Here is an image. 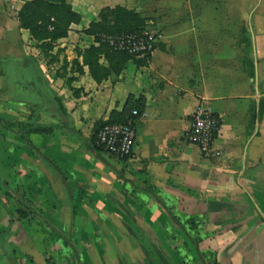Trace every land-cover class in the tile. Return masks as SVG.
I'll return each instance as SVG.
<instances>
[{
    "label": "crops",
    "instance_id": "obj_1",
    "mask_svg": "<svg viewBox=\"0 0 264 264\" xmlns=\"http://www.w3.org/2000/svg\"><path fill=\"white\" fill-rule=\"evenodd\" d=\"M144 1L154 2L145 7L147 14L156 11V17L165 18L163 24H147L162 32L147 63L138 67L136 61L140 59L132 58L119 76L112 75L100 84L92 79L87 67H83V74L78 73L71 61L82 64L77 51L96 45L84 31L98 21L99 12L116 6L132 10L135 2ZM205 1L212 2L68 0L81 21L56 43L59 46L56 50L71 54L72 60H67L70 68L66 77L54 80H60L64 86L59 97L55 94L56 103L65 105L75 121L70 133L75 135L72 132L75 130L79 140L85 141L80 126L83 123L76 117L84 115L88 122L93 119L107 122L113 111L124 110L130 95L145 99L146 117L138 123L134 155L128 160L103 152L90 153L89 148L81 152L72 137L38 138L46 146L37 143L34 146L44 150V159L51 162L53 169L37 180L49 185L43 192L36 180L29 178L24 191L32 205L43 211L47 223L54 226L57 221L51 203L49 208L44 207L45 199L60 195L66 207L73 206L69 189L71 192L76 189L85 193L76 202H85L82 199L96 193L99 205L107 207L109 198L132 221L143 213L155 219L163 216L166 209L173 215L166 219L168 226L173 217L181 214L209 222L206 228L209 235L201 236L202 242L193 250L175 244L173 230H162L168 243L162 251L156 248L170 264H174L176 256L179 257L176 264H207L203 253L213 254L215 264H264V0H254L256 6L252 10L245 8L253 22L252 77L239 59L224 60L215 43L201 39V30H197L200 28L175 22L182 16L201 15L202 10L215 18L223 13L210 3L206 9L191 5ZM24 4L23 0H0V42L6 43L5 46L10 45L13 36L19 46L36 45L18 20ZM224 11L227 15V10ZM215 30L210 26L209 36ZM101 63L108 66L105 60ZM198 108L211 109L220 118L214 143L220 156L205 158L183 138ZM82 208L86 212L93 207L88 202ZM67 216L70 217L68 213ZM39 224L36 217L23 219L18 213L13 214L0 200V264H49L43 250L45 235ZM182 236L177 235V240H183ZM198 252L200 257L196 256Z\"/></svg>",
    "mask_w": 264,
    "mask_h": 264
},
{
    "label": "rangeland",
    "instance_id": "obj_2",
    "mask_svg": "<svg viewBox=\"0 0 264 264\" xmlns=\"http://www.w3.org/2000/svg\"><path fill=\"white\" fill-rule=\"evenodd\" d=\"M135 3L132 11L139 14L144 23L141 32L145 31L150 22H153L154 26L157 23L163 24L165 18L156 17V11L154 14H147L148 10L145 7L154 5V2ZM169 3L166 2V5ZM198 3L194 2L191 5L195 9H206L210 3L217 10H223V13L215 18L202 10L201 15L182 16L175 22L195 29L200 28L197 30H201L199 34L201 39L215 43L218 54L224 60L229 57L237 58L247 71L252 69L253 40L250 27L253 22L252 18L246 15L245 8L248 6L247 8L252 10L256 6L254 0H212L200 2L199 5ZM225 9L227 15L224 14ZM175 22L171 25H175ZM210 26L216 29L211 36L208 31ZM161 33L158 34L159 37ZM11 40V47L0 42V200L5 202L13 214L21 210L26 212L29 218L36 217L37 223H41L38 227L45 235L43 250L48 263L77 264L75 260L77 257L83 264H151L150 262L160 264L155 248L162 251L164 245L168 243L164 241L162 230L170 232L173 230L174 243H179L182 247L193 250L195 244L199 245L202 237L209 235L206 230L209 222L205 223L206 220L197 218L193 223H189L190 218L181 214L178 218L173 217V223L168 226L166 219L172 218V213L164 209L163 216L160 214L155 219L150 216L149 219L143 213L132 221L126 211L115 208L109 198L106 202L107 207L99 205L96 193L90 194L87 200L82 199L85 202H76L85 194L76 189L73 192L69 189L73 206L66 207L65 202L59 198L60 195H55V203L54 198L45 199L44 207L49 208L51 203L57 221L54 226L47 223L43 211L32 205L24 191L31 179L36 180L35 184L45 192L49 183L39 180L47 174L46 171L53 169L51 162L44 159V150L35 147L34 143L46 146L45 141L41 142L39 137L45 140H48L46 137L53 136L72 137L76 145L82 149L81 152L90 149V153L97 154L92 148L94 134L105 122L97 119L88 122V118L81 115L76 117V120L79 119L83 123L80 126L87 139L80 141L77 134L76 136L71 134L69 130L75 121L65 105L60 106L56 103L55 94L59 97L58 94H61L64 86L60 80L56 82L54 79L66 77L67 68H70L67 60L68 58L72 60V55L60 54V51L56 50L57 47L59 49L58 44L52 53L45 55L38 49V43L36 45L23 43V46H19L16 36ZM71 63H74V60ZM38 126L54 129L50 135L33 134L29 130H35ZM88 202L93 208L84 212L82 204ZM66 213L70 217H65ZM182 234L187 238H183ZM177 235L182 236L183 240H177ZM145 251L150 255V259H147ZM196 256L200 257L199 252ZM203 256L207 264H215L213 254L203 253ZM174 259V264L179 263L178 256Z\"/></svg>",
    "mask_w": 264,
    "mask_h": 264
},
{
    "label": "trees",
    "instance_id": "obj_3",
    "mask_svg": "<svg viewBox=\"0 0 264 264\" xmlns=\"http://www.w3.org/2000/svg\"><path fill=\"white\" fill-rule=\"evenodd\" d=\"M23 1L25 4L18 13L20 26L29 32L31 39L38 43V49L45 55L52 53L55 44L68 36L70 27L79 24L81 21V16L73 11L68 0ZM143 27L144 23L141 16L132 10L120 6L102 9L98 14V21L92 22L88 29L84 31L87 36L94 39L96 45L77 52V56L82 58V64L74 61L77 72L83 74V67H87L90 76L97 84L102 83L112 75L119 76L126 63L132 60V58L125 53L113 51L109 44L103 41V37L140 34ZM101 60H105L108 66L102 64ZM146 61L147 59L136 61L137 66H144L147 63ZM248 70V75L252 77L253 67ZM71 91H73L72 88ZM133 110H137L140 114L144 113L145 99L142 97L135 98L133 95H130L124 110L121 113L113 111L109 120L102 123V125L125 123L130 118ZM53 129V127L38 126L35 130H29L33 134L50 135ZM97 130L98 128L94 134L93 144ZM72 132L76 134L75 130H72ZM94 149L97 152H101L95 146ZM17 213L23 219L29 217L26 212L21 210H18ZM193 221L194 219H190L189 223H193ZM195 245L197 246V244ZM155 252L160 264H170L157 248H155ZM145 255L147 259H150L148 252ZM75 258L77 264H83L77 257ZM150 263L152 264V262Z\"/></svg>",
    "mask_w": 264,
    "mask_h": 264
},
{
    "label": "built area",
    "instance_id": "obj_4",
    "mask_svg": "<svg viewBox=\"0 0 264 264\" xmlns=\"http://www.w3.org/2000/svg\"><path fill=\"white\" fill-rule=\"evenodd\" d=\"M158 29L148 25L140 34H123L103 37L115 52L125 53L131 58L149 59L156 50L160 39ZM146 114L137 110L125 123L104 124L97 130L94 146L101 152L119 160L131 159L136 145L137 126ZM220 129V118L211 109L198 108L191 120V126L183 136L190 144L196 146L205 158L220 156L214 150V143Z\"/></svg>",
    "mask_w": 264,
    "mask_h": 264
}]
</instances>
